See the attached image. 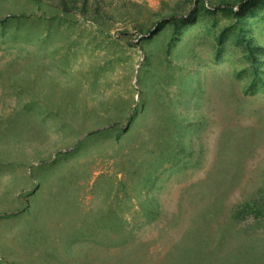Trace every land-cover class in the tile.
Segmentation results:
<instances>
[{"label": "rangeland", "instance_id": "1", "mask_svg": "<svg viewBox=\"0 0 264 264\" xmlns=\"http://www.w3.org/2000/svg\"><path fill=\"white\" fill-rule=\"evenodd\" d=\"M241 1L0 0V264H264Z\"/></svg>", "mask_w": 264, "mask_h": 264}, {"label": "trees", "instance_id": "2", "mask_svg": "<svg viewBox=\"0 0 264 264\" xmlns=\"http://www.w3.org/2000/svg\"><path fill=\"white\" fill-rule=\"evenodd\" d=\"M254 1H256V0H246V2H243V1L239 2L240 7H241V11L249 8L250 7V3L254 2ZM258 1H264V0H258ZM161 27H162V24L157 25L155 31H158L159 29H161ZM245 47H246V51L248 53V56L250 58V62L252 64L253 68H254L255 67V63H256V58H255V55H253V51H252L251 47L249 46V42L246 43ZM254 70H256V69H254Z\"/></svg>", "mask_w": 264, "mask_h": 264}]
</instances>
